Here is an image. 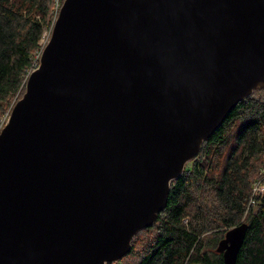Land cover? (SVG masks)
Returning <instances> with one entry per match:
<instances>
[{"label": "water", "instance_id": "water-1", "mask_svg": "<svg viewBox=\"0 0 264 264\" xmlns=\"http://www.w3.org/2000/svg\"><path fill=\"white\" fill-rule=\"evenodd\" d=\"M259 88L264 0H64L0 132V264L121 260Z\"/></svg>", "mask_w": 264, "mask_h": 264}, {"label": "trees", "instance_id": "trees-1", "mask_svg": "<svg viewBox=\"0 0 264 264\" xmlns=\"http://www.w3.org/2000/svg\"><path fill=\"white\" fill-rule=\"evenodd\" d=\"M54 2L0 0V115L25 89L29 70L39 64L36 55ZM258 92L264 88L241 100L203 143L171 182L168 203L157 220L137 232L125 257L109 264H224L216 245L242 223L252 194L253 161H264V97L256 96ZM225 147L229 150L218 171ZM245 222L248 231L237 264H264V194ZM210 243L215 246L211 253L206 250Z\"/></svg>", "mask_w": 264, "mask_h": 264}, {"label": "rangeland", "instance_id": "rangeland-1", "mask_svg": "<svg viewBox=\"0 0 264 264\" xmlns=\"http://www.w3.org/2000/svg\"><path fill=\"white\" fill-rule=\"evenodd\" d=\"M64 1V0H62ZM50 5V9H51V2L49 3ZM52 17L50 16V13H49V18L51 19V24L47 25L46 26V29H45V32L43 34V40H42V44L44 45L45 43H48L47 40L50 39L51 37V32H52V28H53V24H54V21H55V18L57 17L58 13H57V0H55L54 2V7L52 8ZM39 54L36 55V59L39 60ZM25 92V89L20 93L18 94L16 97H14L12 100H11V103L10 105L7 107L6 111L0 115V125L2 124V122L6 119L9 118V115H10V111L12 109V107L14 106V104L18 101V99H20L23 94ZM256 96H262L264 97V92H258V93H255ZM8 121V120H7ZM4 127V126H3ZM2 127V128H3ZM2 130V129H1ZM0 130V131H1ZM228 150H229V147H225L223 150H222V153L223 155H221V158H220V161H219V167H218V171L221 169L225 159H226V155L228 153ZM252 184H251V196L247 202V210L245 212V214L243 215V219L241 222H245L247 221V217H248V214L250 213L251 211V208L252 207H255L256 204H257V200L254 202V200L252 199V195L254 194L255 191H262L264 192V161L262 159V157L258 158L257 160H254L253 161V164H252ZM254 205V206H253ZM188 220V217L186 218ZM205 237L207 239H210V240H213L212 238V234H209V233H206L205 234ZM218 246V245H216ZM209 253H211V251L213 252L215 250V246H214V243H210L209 245H207V249H206ZM216 251V250H215Z\"/></svg>", "mask_w": 264, "mask_h": 264}, {"label": "built area", "instance_id": "built-area-1", "mask_svg": "<svg viewBox=\"0 0 264 264\" xmlns=\"http://www.w3.org/2000/svg\"><path fill=\"white\" fill-rule=\"evenodd\" d=\"M62 3H63L62 0H57V13H58V14H59L60 8H61V6H62ZM57 17H58V15H57ZM57 17L55 18V20L57 19ZM54 23H55V21H54ZM53 25H54V24H53ZM52 29H53V28H52ZM42 38H43V37H42ZM42 40H43V39H41V42H42ZM47 41H49V40H47ZM41 42H40V44H41V51H40V53H39V57L41 56V53H42L44 47H45L46 44H47V43H45V44L43 45ZM37 66H38V64H37L35 67H33L32 69L29 70L27 77H28L29 74L33 71V69H35ZM7 120H8V119H6V120H4V121L2 122V124L0 125V130H1L2 127L7 123ZM263 194H264V192H262V191H255L254 194L252 195V199L254 200V202H255L256 200L258 201V199L261 198V196H262ZM253 206H254V205H253ZM187 221H188V220L185 219V222H187Z\"/></svg>", "mask_w": 264, "mask_h": 264}, {"label": "flooded vegetation", "instance_id": "flooded-vegetation-1", "mask_svg": "<svg viewBox=\"0 0 264 264\" xmlns=\"http://www.w3.org/2000/svg\"><path fill=\"white\" fill-rule=\"evenodd\" d=\"M224 238V237H223ZM217 251V250H216ZM218 253H220V252H218ZM221 254H223V253H221Z\"/></svg>", "mask_w": 264, "mask_h": 264}, {"label": "bare ground", "instance_id": "bare-ground-1", "mask_svg": "<svg viewBox=\"0 0 264 264\" xmlns=\"http://www.w3.org/2000/svg\"><path fill=\"white\" fill-rule=\"evenodd\" d=\"M5 126V125H4ZM3 129V128H2ZM1 132V131H0Z\"/></svg>", "mask_w": 264, "mask_h": 264}]
</instances>
